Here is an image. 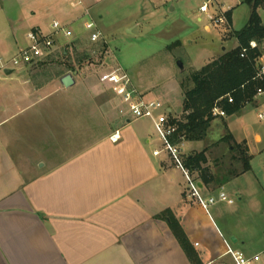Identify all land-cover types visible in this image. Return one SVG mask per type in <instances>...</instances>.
Instances as JSON below:
<instances>
[{"label":"crops","instance_id":"1","mask_svg":"<svg viewBox=\"0 0 264 264\" xmlns=\"http://www.w3.org/2000/svg\"><path fill=\"white\" fill-rule=\"evenodd\" d=\"M106 1L0 0V58L25 47L28 32L47 35L53 21L69 29ZM259 64L264 68L262 57ZM29 67L17 69L23 72L20 81L8 79L0 87V264H234L225 243L233 238L232 248L246 252L247 230L239 228L234 212L205 211L170 153L154 146L141 119L120 113L118 99L113 96L99 135L93 110L84 127L83 99L67 95L78 78L72 76L70 88L60 83L64 75L38 86L26 74ZM232 139L249 163L245 142ZM185 143L197 142L174 148ZM204 148L191 146L178 157ZM227 183L214 190L200 184L199 193L204 199L218 192L231 197L224 191ZM168 214L178 222L191 257L172 233Z\"/></svg>","mask_w":264,"mask_h":264},{"label":"rangeland","instance_id":"2","mask_svg":"<svg viewBox=\"0 0 264 264\" xmlns=\"http://www.w3.org/2000/svg\"><path fill=\"white\" fill-rule=\"evenodd\" d=\"M208 1L109 0L103 2L93 7L89 16L69 26L72 37L65 38L62 35L57 37L59 46L50 58L43 60L42 64L30 66L26 74L38 86H46L53 80L57 82L58 78L65 74L78 78L80 84L72 88V93L67 90L71 93L67 95L69 94L71 98L83 99L81 112L84 127L91 122L90 112L93 110V114H96L93 115V120L97 123L94 127L99 135L106 129L107 121L104 115L107 116V112L112 109L113 104L110 103L114 99L107 86L99 81V75L117 69L126 72L133 85L147 98L158 100L163 105V108L154 114L156 121L160 118H168V121H183V92L180 83L188 78L191 71L199 70L210 60L237 48L238 43L231 36V32L243 29L250 15L245 0ZM207 2V14L200 13L199 6ZM228 10L231 11V26L229 27L226 21L214 26V20L223 17ZM263 11L260 10L259 15L264 25ZM209 17L213 20L211 21ZM89 22H93L96 26L95 30L101 34V40L95 43L89 41L92 31L84 28ZM71 42L79 44L77 52L87 51L90 55L80 67L77 65L78 72L74 73L67 72L65 59L60 52ZM262 49L264 66V45ZM69 53L72 55V52ZM178 62L182 64V69L178 67ZM22 78V70H16L11 76L0 74V87L8 79L20 81ZM192 86L193 84L188 82V88ZM263 97L264 91H261L253 100L255 105L248 104L238 113L224 118L227 130L224 122L216 118L210 124L204 143L197 142L193 145L185 143L178 151L182 156L187 154L191 146L198 150L208 147L210 149L207 152L208 161L214 165L209 166L212 173L216 171V166L239 171L242 167V162L238 163L240 154L236 150L230 152L227 144H214L226 134V131L232 134L236 142H245L250 169L239 178L231 179L224 187V191H227L233 199V205L216 203L210 207V212L212 214L214 209L224 214L234 212L239 228L247 230V249L246 252H241L250 257L254 254L258 255L260 261L255 264H264V120L257 118V115L264 110ZM0 105L2 109L5 107L1 103ZM95 107L97 111L94 110ZM167 109L171 111L167 112ZM139 123L154 140V146L159 150L163 149V142L156 133L152 120L143 118ZM256 136H259V142H256ZM162 156L166 157V152ZM180 159L183 164V159ZM236 193L243 198L242 203L236 200L234 195ZM217 194L213 193L212 196L216 197Z\"/></svg>","mask_w":264,"mask_h":264},{"label":"trees","instance_id":"3","mask_svg":"<svg viewBox=\"0 0 264 264\" xmlns=\"http://www.w3.org/2000/svg\"><path fill=\"white\" fill-rule=\"evenodd\" d=\"M244 3L250 9L247 24L240 31L231 32V36L238 43L237 48L223 53L201 69L191 71L188 78L180 83L183 92L184 119L179 122L169 120V124L175 127V132L168 137L171 145L175 146L182 142L204 143L211 122L217 118L212 115V109L215 106L226 116H230L238 113L246 105L252 104L258 91H264V77L258 76L262 68L259 59L262 57L264 45V25L259 11L264 10V0H245ZM224 17L227 24H230L231 11H226ZM250 42H254L256 47L250 48ZM78 47L77 42H71L60 50L65 59L64 65L67 67V72H78L77 65L80 67L90 58L87 51L77 52ZM243 50L245 53H242ZM50 56L51 54L46 59ZM188 82L193 84L191 88H188ZM228 95L232 97L231 103L227 101ZM220 143L227 144L230 152L236 150L240 154L242 167L239 171L234 168L223 169L221 166H216V171L212 173L209 168L203 167L208 162L207 152L210 150L208 147L183 160L184 169L191 174L196 173L197 179L194 181L211 190L221 187L232 178L249 170L246 151L242 149V146L234 144L230 133L226 132L214 145ZM166 218L172 233L186 254L191 257L188 243L178 222L170 214Z\"/></svg>","mask_w":264,"mask_h":264},{"label":"built area","instance_id":"4","mask_svg":"<svg viewBox=\"0 0 264 264\" xmlns=\"http://www.w3.org/2000/svg\"><path fill=\"white\" fill-rule=\"evenodd\" d=\"M210 1L211 0L208 2ZM208 2L203 3L199 7L200 13L207 14ZM209 19L211 21L213 20L211 17H209ZM224 21L226 20L223 14V17H218L217 20H214L213 25L217 26L218 24H223ZM84 28L92 31L89 39L90 42L95 43L101 40V34L95 30L96 26L93 22L86 23ZM51 30V33L47 35H43L36 30L28 32L26 34L28 43L25 47L20 48L17 54L10 59L0 58V74H4V71L7 69L17 70L19 68L39 64L45 60L53 52V50L56 49V47L59 46L57 37L60 35L65 38L72 37V32L57 21L52 22ZM249 46L250 48H255L256 44L254 42H250ZM242 53H245V50H243ZM258 76L264 77L263 67L261 68ZM99 81L106 85L113 96L119 100V103L122 106L120 110L121 114L129 115L132 119L149 118L152 120L154 129L163 142L165 150H167L172 156L176 167L184 173L188 183V191L191 196L199 202L200 206L205 211H208L210 207L216 203H227L228 205L233 204V199L225 192H218L216 197L211 196L206 199L201 197L197 183L191 178L189 172L184 169V166L178 157V150H176V148H174L168 140V137L175 132V127L169 124L168 118H160L158 121L154 118L155 112L163 108V105L158 100L147 98L144 93L140 92L133 85L127 73L121 69L101 73L99 75ZM260 93L261 91H258V94ZM227 101L231 103L232 97L228 95ZM212 115L217 118H224L226 116L225 113L216 106L212 109ZM257 118L259 120H264V110L262 113L257 115ZM153 154L156 156L159 152L155 151ZM225 243L227 247L226 254L231 257L234 264H252L258 261L257 256L249 258L242 252L233 249L230 240L225 241Z\"/></svg>","mask_w":264,"mask_h":264},{"label":"water","instance_id":"5","mask_svg":"<svg viewBox=\"0 0 264 264\" xmlns=\"http://www.w3.org/2000/svg\"><path fill=\"white\" fill-rule=\"evenodd\" d=\"M178 67L180 69H182V64L180 62H178ZM14 72H15V70H13V69H7L4 71V74H5V76H10ZM60 83L62 84L63 87L70 88L74 85V79H73L71 74H66L60 79ZM198 186H200V184ZM230 241L234 243L235 239L233 238Z\"/></svg>","mask_w":264,"mask_h":264}]
</instances>
